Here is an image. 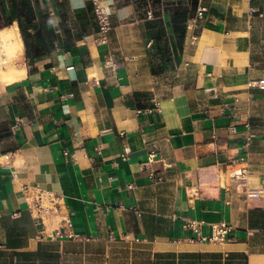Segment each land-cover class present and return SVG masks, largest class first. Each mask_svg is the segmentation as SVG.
<instances>
[{
	"label": "crops",
	"instance_id": "0c3cea01",
	"mask_svg": "<svg viewBox=\"0 0 264 264\" xmlns=\"http://www.w3.org/2000/svg\"><path fill=\"white\" fill-rule=\"evenodd\" d=\"M27 1L0 0L26 69L0 77V264H264V0H205L191 27L196 0H103L107 44L91 0ZM22 27L50 48L28 58ZM24 183L63 194L82 238L44 229Z\"/></svg>",
	"mask_w": 264,
	"mask_h": 264
},
{
	"label": "built area",
	"instance_id": "2783aa9c",
	"mask_svg": "<svg viewBox=\"0 0 264 264\" xmlns=\"http://www.w3.org/2000/svg\"><path fill=\"white\" fill-rule=\"evenodd\" d=\"M94 8V13L98 25L95 40L99 44H107L110 40V30L112 29L111 12L106 13L105 9H109L103 0H91ZM209 11L205 0H196V14L193 20L188 23V26H197L203 20ZM107 64L112 69L117 70L125 64L124 60L115 61L110 54L107 58ZM251 87H259L264 89V79L249 82ZM235 129V127H232ZM249 141L244 143L247 147ZM155 153L152 152L150 161H153ZM246 155L242 156L240 160L245 161ZM248 169L246 167L234 171L231 176L235 178L240 186L245 188L246 196L258 197L261 191L257 189H249L247 182ZM153 176V175H152ZM22 190L28 202V209L30 210L36 221L43 225L46 229V219L52 215L60 216V227L56 228L53 237L81 239L82 235L72 229V221L68 215L67 204L63 194L45 188L37 183H24ZM203 220L188 219L185 226L191 228L197 236L202 240L208 241H224L228 237L230 224L225 221L211 222V233L203 234L201 231Z\"/></svg>",
	"mask_w": 264,
	"mask_h": 264
},
{
	"label": "bare ground",
	"instance_id": "6f19581e",
	"mask_svg": "<svg viewBox=\"0 0 264 264\" xmlns=\"http://www.w3.org/2000/svg\"><path fill=\"white\" fill-rule=\"evenodd\" d=\"M19 33L12 28L0 31V77L8 82L19 80L26 74L23 59H20L24 54V43Z\"/></svg>",
	"mask_w": 264,
	"mask_h": 264
},
{
	"label": "trees",
	"instance_id": "16d2710c",
	"mask_svg": "<svg viewBox=\"0 0 264 264\" xmlns=\"http://www.w3.org/2000/svg\"><path fill=\"white\" fill-rule=\"evenodd\" d=\"M25 7H28L29 3L27 0H23V3H22ZM49 22V19L46 20V23ZM22 30V33H23V37H24V41H25V46H26V53H27V56L28 58L29 57H37L39 56L40 54H42V52L46 49H49L50 48V44H48L47 42H41L39 45H33L31 44L28 39H27V36H26V33H25V30L24 28L22 27L21 28Z\"/></svg>",
	"mask_w": 264,
	"mask_h": 264
},
{
	"label": "clouds",
	"instance_id": "9594fccd",
	"mask_svg": "<svg viewBox=\"0 0 264 264\" xmlns=\"http://www.w3.org/2000/svg\"><path fill=\"white\" fill-rule=\"evenodd\" d=\"M81 7H83V0H81V4H80ZM106 13H109L110 14V10L109 9H105Z\"/></svg>",
	"mask_w": 264,
	"mask_h": 264
},
{
	"label": "rangeland",
	"instance_id": "374dc122",
	"mask_svg": "<svg viewBox=\"0 0 264 264\" xmlns=\"http://www.w3.org/2000/svg\"><path fill=\"white\" fill-rule=\"evenodd\" d=\"M1 45H2V43L0 42V47H2ZM1 49H2V48H0V51H1Z\"/></svg>",
	"mask_w": 264,
	"mask_h": 264
}]
</instances>
